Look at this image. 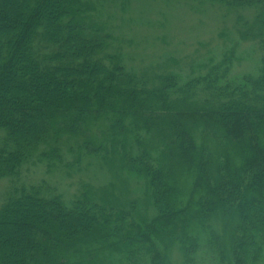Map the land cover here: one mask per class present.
<instances>
[{
    "label": "trees",
    "instance_id": "obj_1",
    "mask_svg": "<svg viewBox=\"0 0 264 264\" xmlns=\"http://www.w3.org/2000/svg\"><path fill=\"white\" fill-rule=\"evenodd\" d=\"M187 1L253 12V73L138 76L90 0H0V264H264V0ZM66 145L144 197L27 182Z\"/></svg>",
    "mask_w": 264,
    "mask_h": 264
},
{
    "label": "rangeland",
    "instance_id": "obj_2",
    "mask_svg": "<svg viewBox=\"0 0 264 264\" xmlns=\"http://www.w3.org/2000/svg\"><path fill=\"white\" fill-rule=\"evenodd\" d=\"M90 1L95 6L93 20L111 36L109 52L122 53L127 67L138 76L147 74L153 78L176 73L186 80L203 71L211 61L216 64L232 51L240 59L234 62L232 74L239 76L253 73L260 59L253 35L256 29L250 32L252 11L229 12L218 5L187 0ZM245 34L248 38L244 40ZM209 137L210 134L206 136ZM72 148L73 153L67 145L62 148L61 162L43 160L27 167L24 174L27 182H46L67 200L74 199L88 185L98 195L108 192L122 202L144 197L141 185L135 180L125 183L129 177L126 174L119 176L107 166L101 170L102 162L96 158L83 157L78 162L77 148ZM6 184H0V192ZM139 189L140 193H135ZM222 230L220 226V236ZM225 242L226 254L231 257V243L228 239ZM168 261L169 264L183 263L178 247L169 249ZM109 264L115 262L110 259Z\"/></svg>",
    "mask_w": 264,
    "mask_h": 264
}]
</instances>
